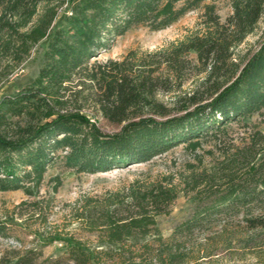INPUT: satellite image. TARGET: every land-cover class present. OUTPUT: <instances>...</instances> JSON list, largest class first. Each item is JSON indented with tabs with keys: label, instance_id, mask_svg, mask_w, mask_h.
I'll return each mask as SVG.
<instances>
[{
	"label": "trees",
	"instance_id": "trees-1",
	"mask_svg": "<svg viewBox=\"0 0 264 264\" xmlns=\"http://www.w3.org/2000/svg\"><path fill=\"white\" fill-rule=\"evenodd\" d=\"M217 1L0 0V88L37 45L45 46L33 81L0 97V191L36 198L56 162L93 175L148 163L180 144L194 153L207 139L227 137L231 125L260 115L264 39L247 53L237 49L264 17V0H223L231 10L224 22ZM195 10H201V29L184 39L92 62L131 29L161 31ZM191 79L197 82L186 91ZM160 95L173 96L172 104ZM262 144L264 134L255 133L246 148L227 156L221 184H212L213 174H192L190 190L206 183L208 193L167 240L156 218L169 214L178 190L164 177L136 182L126 194L76 203L75 220L97 237L92 252L74 245L64 259L39 261V253L26 250L0 264H181L185 242L221 223L237 220L249 231L264 230ZM51 182L56 193L61 180ZM15 225L0 219V238L10 237Z\"/></svg>",
	"mask_w": 264,
	"mask_h": 264
},
{
	"label": "rangeland",
	"instance_id": "rangeland-1",
	"mask_svg": "<svg viewBox=\"0 0 264 264\" xmlns=\"http://www.w3.org/2000/svg\"><path fill=\"white\" fill-rule=\"evenodd\" d=\"M216 5L217 14L221 22H224L231 12L228 2L220 0ZM200 15L201 10L188 12L172 26L156 32L145 27H135L118 37L111 48L101 52L92 62L117 60L128 50L151 52L178 42L201 29ZM263 39L264 17L257 24L254 33L237 49L238 53L255 50ZM44 48V43H40L31 51L0 88V97L18 91L33 81L40 68ZM195 82L196 79H191L183 89L188 91ZM173 98L158 96L168 106L172 104ZM91 118L104 130H112V127L99 118ZM242 126L231 125L227 130V137L207 139L194 153L180 144L148 163L132 164L93 175L76 174L65 169L61 162H56L46 173L36 198H28L21 191H0V219H13L16 224L10 237L0 238V260L13 259L26 250L39 253V261L64 259L68 247L74 245L92 252L97 237L87 232L84 223L75 220L72 210L76 208V203L79 201L80 204L89 198L102 200L115 193L126 194L136 182L160 181L164 177L172 179L178 190L169 214L156 218L160 236L167 240L175 226L192 215L197 199L208 193L206 183H201L197 190H190L192 174H213L212 184H221L224 179L222 163L226 157H230L236 149L246 148L255 133L264 134V110L260 115L246 120ZM259 148L264 149V144ZM226 150L228 152L224 153ZM54 177L61 180L56 193H52L51 180ZM197 191L202 192L198 194ZM39 200L42 201L40 208L33 209L29 205L17 208L22 202ZM147 241L154 244L155 239L150 237ZM182 251L184 260L181 264H264V230L249 231L243 223L238 224L237 220L221 223L186 241ZM148 263L170 264L168 261L159 263L154 260H148L146 264Z\"/></svg>",
	"mask_w": 264,
	"mask_h": 264
}]
</instances>
